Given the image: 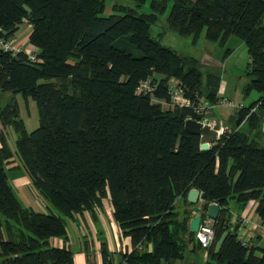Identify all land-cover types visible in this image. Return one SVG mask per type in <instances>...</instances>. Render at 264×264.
Masks as SVG:
<instances>
[{"label":"trees","instance_id":"obj_1","mask_svg":"<svg viewBox=\"0 0 264 264\" xmlns=\"http://www.w3.org/2000/svg\"><path fill=\"white\" fill-rule=\"evenodd\" d=\"M143 1H112L103 13L104 0H0V33L12 34L25 20L38 49L31 60L22 49L0 48V264H73L72 249L48 238L66 237L67 216L87 210L93 219L105 194L130 243L118 264H170L198 248L204 259L188 264H264V241L242 242L236 231L248 199L264 225V143L248 133L264 113V0H147L140 10ZM165 9L166 26L191 40L201 30L219 43L233 33L246 46L248 79L240 89L257 95L237 106L207 147L183 127L188 106L161 108L147 92H134L138 78L156 73L159 96L168 97L169 76L186 95L219 96L218 69L201 70L196 56L160 42L161 31L150 33ZM15 93L24 104L34 100L37 123L29 129ZM13 153L47 209H33L15 191L5 169ZM189 186L199 189L201 216L207 202L218 204L206 246L187 228ZM177 198L186 205L180 210ZM96 235L101 264H115L103 234Z\"/></svg>","mask_w":264,"mask_h":264},{"label":"crops","instance_id":"obj_2","mask_svg":"<svg viewBox=\"0 0 264 264\" xmlns=\"http://www.w3.org/2000/svg\"><path fill=\"white\" fill-rule=\"evenodd\" d=\"M112 1L116 0H104V6L107 5V7L110 8ZM27 33L28 32H24L25 37H27ZM22 35L18 37V39H20ZM216 92L218 95H225L226 97L230 98L232 103H214L213 105H211L210 110L208 111V117L212 119L218 118L219 124L225 127L228 125L231 118L233 117L234 112L238 106L237 103L240 102L241 104H243L244 102L241 101L239 98L241 92L235 89L234 86H232V88L227 87L226 80H219V85ZM15 98L18 102L19 113L21 115L18 93H15ZM213 106H218L216 113L211 109ZM248 133L249 136L255 137L258 142H264V113L261 117L259 128L251 127ZM260 136L261 138L259 139ZM12 158L13 157L11 155L6 163L7 166L18 165V160L15 161L12 160ZM8 179L10 180L12 186L14 187L18 195H21L24 198L25 204L31 206L33 209L38 210H42L44 206H47V203L39 194H33L30 190L29 187L31 183L29 181L27 173L25 172V169L24 171L13 173L12 175L8 176ZM36 199H38L40 203ZM100 201L101 205L93 207V219L89 215V212L87 210H82L80 213H76L74 216H67L66 237L62 239L60 236L54 235L48 238L49 242L52 244H66L72 249L73 264H87L85 257L86 252L88 254V257L92 260L93 264H101V257L99 252V238L96 235L97 230L103 234L106 246L109 250L112 251L113 258L115 261L118 258L117 253L119 251H124L128 249L130 246L128 236L121 234L117 222L112 217V208L108 194L102 196ZM254 205V199H248L246 201L239 214L240 216H247L250 220L245 224H241L238 221L237 227L243 226L244 233L240 234L241 236H244L246 238L250 236L252 242L259 243L261 239H264V233L261 230V227H263L264 225L260 224V222L258 221V216L254 211ZM231 208H233V205ZM232 218H234V216H231V219ZM68 225H70V228L68 227ZM72 242L74 244V248L73 246L71 247ZM204 256L205 252L203 251L201 255L202 260L204 259ZM194 260L200 262L197 259ZM115 264H118V260L115 262Z\"/></svg>","mask_w":264,"mask_h":264},{"label":"rangeland","instance_id":"obj_3","mask_svg":"<svg viewBox=\"0 0 264 264\" xmlns=\"http://www.w3.org/2000/svg\"><path fill=\"white\" fill-rule=\"evenodd\" d=\"M118 1L132 4V0ZM139 9H148L147 0L143 1ZM108 11H110V8L105 5L102 12L107 13ZM165 14L166 9L163 12L158 13L156 20L150 24V33L152 35H158L157 32L161 31L159 38L160 42L174 48L177 52L192 54L196 56L199 59V66L201 70H205L207 68L218 69L220 72V80H226L227 87L232 88V86H234L235 89L241 92V85L248 79V74L244 72L245 64L248 59V54L246 46L242 39L236 34L230 33L227 35V37L222 43H219L217 40H210L205 38L203 35V30H201L198 36L194 40H191V34H181L175 31L174 29L168 28L165 23ZM26 22L27 21L24 20L20 22L18 24V27L13 32L16 35L17 39L22 34L23 35L20 39H25L24 32H28L30 27L29 23ZM225 46L230 47V50L223 55L222 53ZM256 95L257 90L251 89L247 94L243 95L242 93H240L239 98L244 103H247ZM18 99L22 118L24 120L26 128L29 129L37 123V113L34 100L31 97H28V104H24L22 101V97L19 95V93ZM211 109L216 113L218 106H213ZM6 133L7 142L10 147L14 150V132L10 126L7 127ZM260 138L261 136L259 137V139ZM12 157V160H19L14 153L12 154ZM17 162L19 163L16 166H7V162L5 163V169L8 176L12 175L13 173L24 171L20 161ZM29 188L33 194H39L38 190L32 184H30ZM19 197L24 203V198L21 195ZM36 200L39 202L38 199ZM200 201L201 199H199V203ZM230 205L232 207L233 201H230ZM50 206L53 211L59 212L56 207H54L53 205ZM183 206H186L185 203L181 202V200L177 198L174 205L176 210H180ZM43 209H47V206H44ZM192 213L193 212L191 211L190 214ZM238 221L241 223L240 219H238ZM68 227L70 228V225H68ZM236 231L238 234H243V226H238ZM263 241L264 239H261L259 243H262ZM73 242L71 243V247L73 246L74 248ZM203 251V248H199L195 252L191 250H185L182 257L174 258L170 262V264H188L194 259H197L202 262L201 255Z\"/></svg>","mask_w":264,"mask_h":264},{"label":"built area","instance_id":"obj_4","mask_svg":"<svg viewBox=\"0 0 264 264\" xmlns=\"http://www.w3.org/2000/svg\"><path fill=\"white\" fill-rule=\"evenodd\" d=\"M0 48L3 50H10L12 52L22 49L29 59H38L37 47L33 44H30L27 37H25V39H17L14 33L9 35H3L0 33ZM178 82L179 81L176 77L169 76L167 78L165 82V90L168 94V97L165 98L155 94L154 92V90L159 87V75L156 73H150L146 76L138 78L134 86V92H147L150 100L158 102L161 108L182 105L188 106L190 113L186 114L185 117H194L196 119H200L201 121L208 122L209 124L213 122V119L208 117V111L210 110L211 105L221 102L232 103L231 99L225 95H219L214 101H210L205 96L200 94H195L193 97H191L184 94L183 90L179 87ZM240 104V102L237 103V105ZM251 108H253V106ZM191 114H195L196 116ZM223 128L224 126L219 124L217 134L222 131ZM212 219L213 217L204 213V216H200L196 229L193 230L195 238L202 246H206L212 238ZM240 221L241 224H244L249 221V218L245 215H241ZM261 230L264 233V226L261 227ZM238 236L242 242L246 241V237L241 236L240 234H238Z\"/></svg>","mask_w":264,"mask_h":264},{"label":"water","instance_id":"obj_5","mask_svg":"<svg viewBox=\"0 0 264 264\" xmlns=\"http://www.w3.org/2000/svg\"><path fill=\"white\" fill-rule=\"evenodd\" d=\"M183 127L192 132H197L199 134V147H207L211 141L217 137V129L219 127L218 118H214L213 122L209 124L208 122L201 121L194 117H185L183 119ZM199 189L195 186H189L186 190L185 198L191 202L190 210L193 212L187 219L188 230H195L198 221L201 216V206L199 203L200 195ZM218 210V204L216 201L212 200L207 202L204 213L214 217Z\"/></svg>","mask_w":264,"mask_h":264}]
</instances>
